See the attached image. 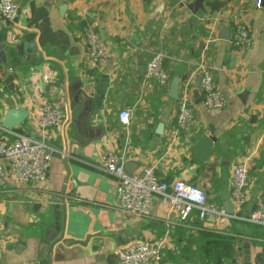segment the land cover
Here are the masks:
<instances>
[{
  "label": "crops",
  "instance_id": "obj_1",
  "mask_svg": "<svg viewBox=\"0 0 264 264\" xmlns=\"http://www.w3.org/2000/svg\"><path fill=\"white\" fill-rule=\"evenodd\" d=\"M192 1L18 0V23L0 18V43L15 44L32 33L38 47L17 69L0 65V142L12 140L15 133L41 135L37 117L45 103L64 113L62 124L47 131L48 143L56 150L49 168L48 201L36 200L41 194L38 184L0 185V264H48L42 257V243L51 242L63 228V240L52 249V264H119L116 251L129 240L159 238L167 231L170 241L162 264H175L168 255L182 253L184 234L215 232L216 221L211 222L210 215L200 220L195 214L182 222L169 214L159 196L153 199L148 216L115 210L117 180L102 165L111 147L125 154L132 173L152 165L164 181L183 179L203 187L208 203L218 207H223V191L231 196L234 164L254 152L249 200L240 214L259 208L264 198V7H258L257 0H230L212 11L210 0H205L194 14L188 8ZM217 14L222 16L218 38L220 25L231 30L237 16L250 27L253 45L236 49L220 38L208 43V25ZM88 22L105 35L108 54L102 70L86 65ZM158 51L164 53L170 75L165 87L145 73L147 62ZM203 54L226 97L223 109H208L202 103L195 66ZM103 74L109 77V87L102 109L91 122L93 129L102 127L103 132L91 142L76 144L66 124L65 93L79 81L96 83ZM175 76L180 78V88L191 79L195 111L194 123L178 136L174 134L178 99L169 96ZM124 106L132 109L127 126L118 120ZM10 108L28 113L23 124L13 129L2 125ZM206 133L214 147L204 162L192 155ZM223 234L230 240L234 264H264V227L233 219ZM181 260L186 263L188 257L183 255Z\"/></svg>",
  "mask_w": 264,
  "mask_h": 264
},
{
  "label": "built area",
  "instance_id": "obj_2",
  "mask_svg": "<svg viewBox=\"0 0 264 264\" xmlns=\"http://www.w3.org/2000/svg\"><path fill=\"white\" fill-rule=\"evenodd\" d=\"M256 5L260 7L261 1L257 0ZM19 14L18 0H0V18L17 24ZM221 21V15H212L208 25V43L219 39L217 27ZM84 42L87 50L86 65L91 70H102L107 59L108 47L99 31L89 22L84 29ZM229 42L236 49H247L254 42L250 27L237 16L233 17ZM164 58L163 52L154 53L145 68L146 77L156 79L163 87L168 85L170 80ZM195 72L200 78L199 87L203 105L208 109H223L227 105V100L215 81L205 54L196 63ZM190 84V78L181 84L175 136L188 129L195 121ZM131 115L132 109L124 106L119 111L118 120L122 125L127 126L130 124ZM63 121V110L53 103H45L37 117L41 135L34 138L27 134L15 133L16 137L12 140L0 142V185L10 182L22 186L38 184L41 194L36 196V200L48 201L49 168L53 152L56 150L48 143L47 131L59 127ZM253 156L254 152L240 157L232 170L230 199L235 210L234 214L227 213L223 207L209 204L206 190L199 185L183 179L172 182L162 180L152 165L143 167L139 172H128L125 169L126 156L117 147H111L104 153L102 165L117 180L115 210L133 216H148L153 199L159 196L166 203L169 214L176 215L182 222L190 220L195 214L200 220H206L210 214H214L216 217L214 231L228 233L233 219L242 218L264 227V198L257 210L250 211L246 216L240 214L249 200L250 166ZM169 239V231L159 238L131 239L116 251L119 264H162Z\"/></svg>",
  "mask_w": 264,
  "mask_h": 264
},
{
  "label": "water",
  "instance_id": "obj_3",
  "mask_svg": "<svg viewBox=\"0 0 264 264\" xmlns=\"http://www.w3.org/2000/svg\"><path fill=\"white\" fill-rule=\"evenodd\" d=\"M205 0H194L188 8L194 14L204 7ZM261 1V6L264 7V0ZM102 40H105V35L102 30H99ZM219 38L229 41L230 29L227 25L222 23L220 25ZM37 44L34 41V35L27 33L22 36V39L15 44L0 43V65H6L10 69H17L22 65L24 59H28L32 52H37ZM109 87V77L107 74H103L102 77L96 82L83 83L79 81L75 88H70L65 93V112H66V124L71 126L74 132V143L83 145L84 143L91 142L102 134V127H95L93 129L91 122L96 119L98 112L102 109L104 104V97ZM180 78L178 76L173 77L170 83L169 96L174 99L179 98ZM28 113L16 108H10L2 121V125L6 128L13 129L23 124L27 118ZM101 130V131H100ZM86 136L87 140H85ZM214 147V141L206 133L193 147V158L199 161H208ZM68 156H64V162L66 164L67 173L69 169L67 167ZM130 164H125V169L132 173L130 170ZM66 180H68V175ZM65 190L62 191V205L64 211L66 210L65 202ZM222 206L229 214H234L235 210L230 200L228 192L221 193ZM1 206V205H0ZM38 205L35 206V208ZM211 222L215 223L216 217L214 214H210ZM62 231L51 242L42 243V257L48 264H52L51 254L55 244L63 240Z\"/></svg>",
  "mask_w": 264,
  "mask_h": 264
},
{
  "label": "trees",
  "instance_id": "obj_4",
  "mask_svg": "<svg viewBox=\"0 0 264 264\" xmlns=\"http://www.w3.org/2000/svg\"><path fill=\"white\" fill-rule=\"evenodd\" d=\"M229 1L210 0L208 4L212 11H218ZM183 241L185 246L182 248L181 254L179 253L181 250L179 252H169L168 256L175 264H234V261L231 260L233 250L230 246V240L223 233L207 231L197 236L187 233L184 234ZM189 241H192V243H189ZM194 246H197V248L194 249ZM183 255L188 257L186 263L181 260Z\"/></svg>",
  "mask_w": 264,
  "mask_h": 264
}]
</instances>
